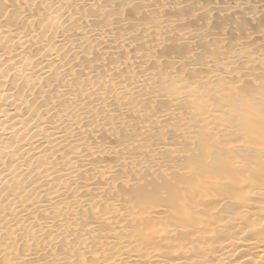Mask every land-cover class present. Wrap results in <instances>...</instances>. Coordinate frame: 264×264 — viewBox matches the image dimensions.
Listing matches in <instances>:
<instances>
[{"label":"bare ground","instance_id":"1","mask_svg":"<svg viewBox=\"0 0 264 264\" xmlns=\"http://www.w3.org/2000/svg\"><path fill=\"white\" fill-rule=\"evenodd\" d=\"M0 264H264V0H0Z\"/></svg>","mask_w":264,"mask_h":264}]
</instances>
